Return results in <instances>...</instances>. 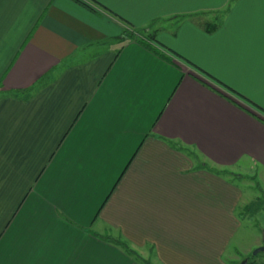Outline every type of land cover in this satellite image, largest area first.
<instances>
[{"label":"crops","instance_id":"obj_1","mask_svg":"<svg viewBox=\"0 0 264 264\" xmlns=\"http://www.w3.org/2000/svg\"><path fill=\"white\" fill-rule=\"evenodd\" d=\"M245 160L264 0H0V264H235Z\"/></svg>","mask_w":264,"mask_h":264},{"label":"rangeland","instance_id":"obj_2","mask_svg":"<svg viewBox=\"0 0 264 264\" xmlns=\"http://www.w3.org/2000/svg\"><path fill=\"white\" fill-rule=\"evenodd\" d=\"M185 18L189 19L190 17L185 16ZM197 18H201L200 13ZM215 21L212 20L211 22L210 19L211 23H216ZM241 166L243 169L232 168V173L225 171L222 176L224 180L236 186L243 194L235 213L239 227L224 249L222 260L226 262V259L234 255L235 264H241L243 260H246L245 264H257L258 258L264 257V252L257 253L253 262H247L248 260L245 257L252 254L253 250L258 247L256 246L258 243H262V230H264V167L256 163L252 164L249 160L248 162L245 160ZM233 173H241L246 177H244V180H239ZM147 260L152 261L151 256ZM149 264L153 263L150 262Z\"/></svg>","mask_w":264,"mask_h":264},{"label":"trees","instance_id":"obj_3","mask_svg":"<svg viewBox=\"0 0 264 264\" xmlns=\"http://www.w3.org/2000/svg\"><path fill=\"white\" fill-rule=\"evenodd\" d=\"M208 26H210V27H207V28H206L208 32H210L211 30H213V29L216 27L214 24H212V25H208ZM132 35H133V34H132ZM125 36H127V37H128V36H131V33H129V32H128V33H125ZM150 38H153V37H152V36H149V35L147 34V35H144V39L138 37L137 40H138L141 44L145 45L146 47H149V46L147 45V39H150ZM237 96H238V95H237ZM103 239L106 240V241H109V242H111V243H114V244L116 243L117 246L121 247L122 250H124L128 255H130L131 257H133L136 261L141 260L143 264H149V263H150L148 260H142V259L137 255V252H136L135 250H133L132 248H130L129 245H128L125 241L120 240V239H118V240H113V239H111V238H109V237H103ZM256 256H257V255H252V254H250V255L246 256L245 258L248 260L247 262H253V260H254V258H255Z\"/></svg>","mask_w":264,"mask_h":264},{"label":"water","instance_id":"obj_4","mask_svg":"<svg viewBox=\"0 0 264 264\" xmlns=\"http://www.w3.org/2000/svg\"><path fill=\"white\" fill-rule=\"evenodd\" d=\"M259 252H264V230H262V245L258 246L256 249L253 250L252 254L256 255ZM246 260H243L241 264H245Z\"/></svg>","mask_w":264,"mask_h":264}]
</instances>
